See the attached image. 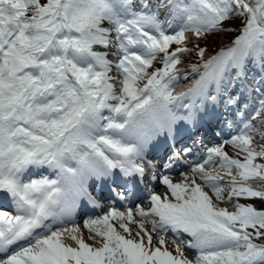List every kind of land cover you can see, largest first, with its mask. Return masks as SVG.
Listing matches in <instances>:
<instances>
[{
  "label": "snow or ice",
  "instance_id": "obj_1",
  "mask_svg": "<svg viewBox=\"0 0 264 264\" xmlns=\"http://www.w3.org/2000/svg\"><path fill=\"white\" fill-rule=\"evenodd\" d=\"M236 19L239 34L207 60L189 47L187 33L205 39L235 30L225 25ZM193 49L198 79L173 94L181 54ZM249 59L264 69V0H0V195L12 205L0 209V264H264V210L239 202L264 199V143L254 144L264 129L252 123L264 114V77L248 89L260 97L252 118L225 141L236 157L223 144L206 148L178 182L170 163L157 174L144 161L151 140L172 137L177 121L217 99L211 85L220 93L227 73L236 70L230 83L245 76ZM43 168L54 178L34 176ZM116 169L151 172L165 191L148 189L149 206L135 214L111 207L85 220L92 244L78 226L59 227L81 198L95 204L88 181ZM233 198L232 210L217 203ZM145 221L152 233L191 236L194 260L179 244L169 251L163 235L154 245Z\"/></svg>",
  "mask_w": 264,
  "mask_h": 264
},
{
  "label": "rangeland",
  "instance_id": "obj_2",
  "mask_svg": "<svg viewBox=\"0 0 264 264\" xmlns=\"http://www.w3.org/2000/svg\"><path fill=\"white\" fill-rule=\"evenodd\" d=\"M150 2H151V0H150ZM161 18L163 19L164 17H163V10H161ZM214 34V33H213ZM213 34H210V36H208V38H210V37H213L214 39H216V41H217V44H218V46L220 47L221 45H222V42L224 41V39H223V33H218L217 35L215 34V35H213ZM187 35H188V37H189V47H191L192 45H196V44H200L201 43V41L199 40V39H197L196 37H194L193 36V34L192 33H187ZM206 45H207V47L206 48H204L205 49V57H211L212 55H215V54H212V55H209V53H208V47L210 46V44H208V43H205ZM228 46V45H227ZM224 47H226V46H224ZM218 48V47H217ZM188 53H184V54H181V60H182V63L181 64H179L178 65V67L180 68V69H182L183 71H181L180 73H179V80H178V82L174 85L175 87H178V88H180V84H181V78L182 77H184L185 75H190V73H191V69H190V67L187 65V61H188ZM109 59H111V56H109ZM154 66L155 67H159L160 66V64H159V61H156L155 63H154ZM258 66V69H259V71L260 72H262V73H264V69H262L261 68V66H260V64H258L257 65ZM258 82V81H257ZM255 85L257 86V84L255 83ZM255 101H254V106H253V108H252V110H250V117H252V113H253V110H254V108L257 106V101L260 99V97H259V95L256 93L255 94ZM260 120H264V114H262L260 117H258V118H256L255 119V121H254V125L256 126V127H261V128H263L264 129V125H261L260 123H259V121ZM261 143H264V137H261L260 136V134L259 133H257L255 136H254V144L255 145H257V146H259ZM224 150L230 155V156H233V157H236V155H237V153H236V150L232 147V146H225L224 147ZM225 179H227V177H225ZM197 182H200L199 180L197 181ZM206 191H210V190H208V189H205ZM211 194V193H210ZM225 196H227V189L225 190ZM213 199H214V201H215V198L213 197ZM256 200H258L257 198H244V197H241V198H239V202L240 203H251V204H256V206L257 207H262V204L261 203H256ZM259 201V200H258ZM218 204H219V206L220 207H226V208H228L229 210H232V205H233V203H235V198H233V200L232 201H224V202H217ZM131 228H132V231H133V233H135L138 229H136L135 228V225H129ZM145 229H147L146 227H145ZM149 230H152V229H149ZM148 230V231H149ZM150 232V231H149ZM159 236H160V234H154V236H153V244L154 245H156V241H155V239H159ZM84 238H85V240H86V242L87 243H90V244H92L93 243V241L92 240H89L88 239V236H84ZM170 240V239H169ZM257 243H264V240H258V241H256ZM71 243H73L72 241H71ZM171 243H167L166 244V246H167V248H168V250L169 251H171V252H173V249H172V246L170 245ZM180 245H181V243H180Z\"/></svg>",
  "mask_w": 264,
  "mask_h": 264
},
{
  "label": "trees",
  "instance_id": "obj_3",
  "mask_svg": "<svg viewBox=\"0 0 264 264\" xmlns=\"http://www.w3.org/2000/svg\"><path fill=\"white\" fill-rule=\"evenodd\" d=\"M225 26L235 29V30H230V31H227V32H221V33H223L222 35H223L224 41H231L232 39H234L239 34L238 29L240 27V20L236 19V20H233V21H229ZM215 34L217 35L218 33H214L213 35H215ZM208 36H210V34H207L205 39H199L201 41L199 46L202 47V48L203 47L206 48L207 45L205 43H208V44H210L209 48H211L212 50H216V48L219 47L218 44H217L216 39H214L213 37L208 38ZM188 56H189L188 64L199 63L200 60H201V57H198L195 54V49H193L192 53L188 54Z\"/></svg>",
  "mask_w": 264,
  "mask_h": 264
},
{
  "label": "bare ground",
  "instance_id": "obj_4",
  "mask_svg": "<svg viewBox=\"0 0 264 264\" xmlns=\"http://www.w3.org/2000/svg\"><path fill=\"white\" fill-rule=\"evenodd\" d=\"M207 135H209V131H207ZM189 174H190V173H189ZM180 179H181V178L173 177L174 182H178ZM2 197H3V196H1V199H2ZM113 223H116V222L113 221ZM146 225L151 226V224H150V223L148 224V222H146ZM135 228H136V227H135ZM150 233H152V232L150 231ZM152 235L154 236V233H152ZM164 238H165V242H166V244L170 242V241L167 242V236H165ZM174 238H175V236H174ZM158 240H159V239H155L156 243H158ZM176 240H178V239H176ZM69 241H70V240H69ZM177 242H178V241H175V243H174V242L172 241L171 244L176 245ZM190 250H191V249H189V248H187V249L183 248L184 255H185V257H187L188 259H190V260H194V258H195V254L191 253Z\"/></svg>",
  "mask_w": 264,
  "mask_h": 264
}]
</instances>
